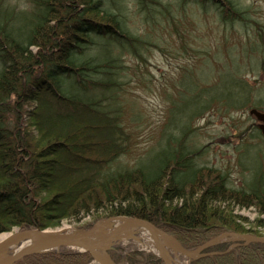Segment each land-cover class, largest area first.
Instances as JSON below:
<instances>
[{
  "label": "trees",
  "instance_id": "1",
  "mask_svg": "<svg viewBox=\"0 0 264 264\" xmlns=\"http://www.w3.org/2000/svg\"><path fill=\"white\" fill-rule=\"evenodd\" d=\"M184 3L204 10L216 6L224 23L248 21L247 12L233 0ZM138 6L146 21L161 24V15L178 25L160 0H138ZM127 9L126 0H31L22 8L0 0V235L57 229L63 222L91 217L88 225H74L89 230L103 219L126 216L150 221L188 249L226 232L264 237L259 231L264 230L263 179L249 193L228 189L218 171H191L194 154L182 158V150L160 159L153 170L106 172L130 141L121 101L124 56L138 53L141 39L132 32ZM239 74L227 82L230 88L222 97L214 94L216 83L195 87L208 96H193V114L180 126L190 132L192 121L208 111L240 110L263 93L264 87L252 88ZM193 76L188 70L183 77ZM184 90L182 85L172 111L174 103L183 101ZM169 163L185 168L191 180L176 181ZM197 179L201 187L195 186ZM235 205L255 207L258 218L245 227L238 222ZM227 250L224 243L208 252ZM142 255L131 253L125 262L137 264ZM111 256L117 264L122 261L117 254ZM91 261L88 254H47L18 264ZM143 264L163 263L148 255ZM192 264H264V246Z\"/></svg>",
  "mask_w": 264,
  "mask_h": 264
},
{
  "label": "rangeland",
  "instance_id": "2",
  "mask_svg": "<svg viewBox=\"0 0 264 264\" xmlns=\"http://www.w3.org/2000/svg\"><path fill=\"white\" fill-rule=\"evenodd\" d=\"M12 1L21 8L24 4L31 5V0ZM160 1L178 25L161 15H157L161 24L146 21L138 0H126L125 14L131 19L132 32L141 39V48L138 53L124 56L121 101L123 126L130 141L125 154L106 172L133 170L139 165L153 170L160 159L172 156L177 143L182 142L194 147L192 168L218 171L228 189L248 190L251 182L264 180V137L256 131V119L249 115L253 108L264 111V91L240 110L208 111L192 121L190 132L189 127L180 125L185 118L187 123L193 114V96H208L195 89L200 83L204 87L216 83L214 94L222 97L230 88L227 82L240 72L239 78L252 88L264 87V0H233L239 9L247 12L248 20L233 24L224 23L213 5L204 10L201 5L183 4V0ZM188 70L196 78L183 77ZM221 74L223 77L217 81ZM182 85L185 86L181 94L183 101L174 103L172 111ZM233 209L238 218L247 220L237 219L245 227L258 218L255 207L235 205ZM81 220L75 224L63 222L59 229L88 225L92 219ZM132 251L152 253L137 243H123L118 252L123 257ZM138 260L137 264L145 263V255L138 256ZM118 261L125 264L123 258Z\"/></svg>",
  "mask_w": 264,
  "mask_h": 264
},
{
  "label": "water",
  "instance_id": "3",
  "mask_svg": "<svg viewBox=\"0 0 264 264\" xmlns=\"http://www.w3.org/2000/svg\"><path fill=\"white\" fill-rule=\"evenodd\" d=\"M250 115L260 123L259 129L264 136V112L253 109ZM228 238L239 247L264 245V238L225 233L200 248L189 250L150 221L136 217H111L99 221L89 230L26 229L8 233L0 241V264H18L33 256L76 252L88 254L98 264H116L111 253H119L123 243L139 244L144 241L150 243L153 248L150 251L164 264H177L181 259L190 263L209 255H219L202 253Z\"/></svg>",
  "mask_w": 264,
  "mask_h": 264
},
{
  "label": "bare ground",
  "instance_id": "4",
  "mask_svg": "<svg viewBox=\"0 0 264 264\" xmlns=\"http://www.w3.org/2000/svg\"><path fill=\"white\" fill-rule=\"evenodd\" d=\"M178 144V146L174 149V152L175 151H179V150H182V158H184L188 153H191V154H194V152H193V150H192V148H194L192 145H188V144H185V143H183L182 144V142H181V144L180 143H177ZM188 146H190V148L188 149ZM195 156V155H194ZM168 158V157H167ZM195 157H193V159H194ZM193 161V160H192ZM192 161L190 162V164H189V169H191V171L192 170H199L198 168L196 169V168H192V167H195V166H193L192 165ZM168 168H169V170L171 171V173H172V171H173V175L176 177V181H177V179L178 178H184V179H186V180H191V178L188 176V172H187V170L185 169V168H183V167H181V166H178V165H174L173 163H169L168 164ZM136 169H139V170H141V171H145L146 170V167H144V166H142V165H139ZM134 170V169H133ZM126 171H129V170H126ZM263 171V173H264V169L262 170ZM216 173H217V171H216ZM219 175H220V177H222V179L224 180V182H225V178H224V176L223 175H221V173L219 172ZM264 176V175H263ZM201 177H203V175H201ZM256 181H254V183H252L251 182V184H250V186H249V188H248V190H242V191H244V192H247V193H249V192H251L252 191V189H256V186H257V183L258 182H256ZM203 185V183L199 180V179H197V180H195V186H199V187H201ZM238 192H241V191H238ZM136 218H139V217H136ZM141 219H143V218H141ZM144 220H146V219H144ZM148 221V220H147ZM249 229V228H248ZM260 232H261V234H262V232L264 231V230H259ZM226 234H236V235H242V234H238V233H235V232H226ZM219 236H221V235H219ZM219 236H217V237H214V238H211L210 240H208V241H206V242H204V243H202L200 246H199V248L200 247H202V246H204L205 244H207V243H209V242H211L212 240H214V239H216V238H218ZM5 237H7V235H2V236H0V241L1 240H3ZM145 242V243H144ZM144 242H141V243H139V245H141V246H143V247H147L149 250H152L153 248L149 245L150 243H148L147 244V242L146 241H144ZM224 242L228 245V251H227V253L229 254V253H231V252H234V251H236V250H238L239 248H247V247H249V246H244V247H239V246H237V244H235V242L233 241V240H231L230 238H228V239H226V240H224ZM148 245V246H147ZM177 264H188V261L187 260H182L181 262H177Z\"/></svg>",
  "mask_w": 264,
  "mask_h": 264
}]
</instances>
